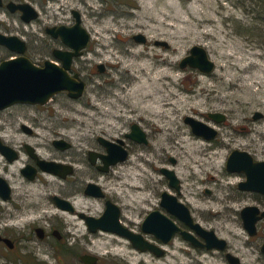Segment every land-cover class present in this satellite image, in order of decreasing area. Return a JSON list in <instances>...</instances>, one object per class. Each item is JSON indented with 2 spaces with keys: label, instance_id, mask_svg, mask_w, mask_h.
I'll use <instances>...</instances> for the list:
<instances>
[{
  "label": "rangeland",
  "instance_id": "1",
  "mask_svg": "<svg viewBox=\"0 0 264 264\" xmlns=\"http://www.w3.org/2000/svg\"><path fill=\"white\" fill-rule=\"evenodd\" d=\"M28 1L35 3L39 17L28 24L17 13L0 9V31L22 37L28 45L26 56L40 63L50 53L45 27L69 23L71 10H78L90 40L72 69L84 77L87 87L77 99L61 91L44 104L2 111L0 133L17 145L28 141L46 159H74L75 166L85 170V155L97 146L96 136L123 137L137 123L147 135V144L125 138L128 157L102 181L120 203L123 220L138 226L149 210L160 208V193L165 190L226 238L243 264H264L259 250L264 221L258 224V235L249 236L239 214L247 204L261 206L262 198L256 192H239L243 173L225 169L227 155L235 148L264 159V0ZM139 32L147 37L146 43L133 40ZM155 39L169 46L155 45ZM192 45L207 50L215 63L210 73L179 67ZM11 53L0 46V61ZM98 63L104 64L103 72L96 68ZM215 111L226 119L218 123L207 116ZM255 111L262 116L253 118ZM186 115L215 127L217 136L206 140L195 135L183 120ZM21 122L33 127L32 135L21 131ZM56 138L69 141L71 147L57 149L52 144ZM211 157L216 163L209 161ZM27 158L22 153L6 166L0 156V172L13 186L15 204H0L10 211L0 212V224L31 238L6 253L12 264H81L79 255L86 251L98 255L103 264H226L217 252L197 255L180 238L166 246L164 256H156L110 233L90 232L76 212L61 211L52 200L53 194L76 189L79 172L64 181L47 173L26 181L19 169ZM163 166L178 177V193L160 172ZM78 195L77 210L93 216L103 211L98 198ZM35 225L48 231L52 225L59 228L63 242L51 235L39 240L31 231ZM52 244L58 248L55 252Z\"/></svg>",
  "mask_w": 264,
  "mask_h": 264
},
{
  "label": "water",
  "instance_id": "2",
  "mask_svg": "<svg viewBox=\"0 0 264 264\" xmlns=\"http://www.w3.org/2000/svg\"><path fill=\"white\" fill-rule=\"evenodd\" d=\"M1 3V2H0ZM10 11L20 10L21 19L24 22H29L38 16V11L29 2H22L19 4H7ZM72 15L74 22L70 26L56 25L48 26L45 31L52 37H59L60 40L70 48L67 51H60L54 49L53 56L60 60L61 64L53 60H45L43 65L38 66L34 64L23 53L26 49V43L18 35H7L0 32V45L6 47L9 51L15 52V57H10L0 61V109H4L16 103H30V104H44L55 94L66 91L71 98L77 99L81 97L86 91V82L76 73H70V66L74 56L81 54V51L86 47L90 40V33L82 25L81 14L78 10L73 9ZM133 40L138 43H146L147 37L145 34L139 32L132 36ZM155 45L168 47L167 41L155 39ZM178 65L180 68H194L203 73H210L214 67V61L209 57L207 50L201 45H192L188 53L183 56ZM99 70L102 72L104 65L98 64ZM262 113L255 111L253 118H259ZM210 117L215 122H222L226 116L222 112H208ZM184 122L188 124L191 131L206 140H211L216 137L217 129L203 120L197 119L191 115H186L183 118ZM26 127V125H24ZM29 131V129H27ZM126 137L138 142L147 144L148 138L144 130L137 124L132 123L130 131L126 133ZM98 142L106 148V152L100 157L105 167L123 161L128 156V151L122 146L123 140L118 138L115 141L110 140L102 135L97 137ZM52 144L61 150L67 149L70 143L63 138H56ZM28 154L36 158V165L45 172L65 178L72 173L73 167L70 164L58 162L56 160H49L38 158L32 152L33 147L26 144ZM0 150L6 156L7 160L11 161L17 157L16 153L11 147L2 145L0 143ZM89 156L92 159L93 152L90 150ZM174 161V158H172ZM106 169V168H104ZM225 169L228 172H241L244 175V180L237 183L241 190L254 191L264 196V159L254 160L252 155L241 149L231 150L225 161ZM21 172L29 179H34L36 168L32 165H26L21 169ZM160 172L168 179V184L179 190V179L174 170L161 167ZM0 193L3 198L9 197L10 187L7 181L0 177ZM85 193L94 197H102L103 192L94 183H88L85 188ZM53 201L57 207L72 212L74 207L67 199L60 197L57 194L53 195ZM159 204L169 214L178 219L190 224L198 232L207 238L205 246L207 248L217 247L225 249L226 240L216 236L213 230H204L199 224H192V218L188 207L177 197L167 191H162L160 194ZM84 218L87 229L90 232L98 230L112 232L120 236L127 237L131 244L141 250H150L156 255L162 254L161 249L147 242L141 234L134 233L128 227L124 226L119 219L120 209L117 204L110 200H106L105 208L99 216H93L79 213ZM240 217L243 227L249 235L256 232V223L259 219L264 218V210L260 211L257 205H245L240 209ZM141 229L143 232L154 234L163 241H168L176 231L181 235L197 244L194 238L181 230L176 224L158 209L150 210L144 217ZM41 237V233L38 232ZM1 239V236H0ZM5 242L11 244L9 239L3 238ZM261 251L264 252V242L261 245ZM80 259L86 264H92L96 261V256L83 254ZM228 262L231 264H238V257L227 253Z\"/></svg>",
  "mask_w": 264,
  "mask_h": 264
},
{
  "label": "flooded vegetation",
  "instance_id": "3",
  "mask_svg": "<svg viewBox=\"0 0 264 264\" xmlns=\"http://www.w3.org/2000/svg\"><path fill=\"white\" fill-rule=\"evenodd\" d=\"M0 9L1 10H6V11H8L9 13H17V15H18V17L20 18V20H22L21 19V11L20 10H15V11H10L9 9H8V7H7V4H9V3H12V4H19V3H22V2H29L30 4H32L35 8H36V6H35V3H32V2H30V1H28V0H0ZM36 10H37V8H36ZM73 10V9H72ZM72 10H71V13H72ZM38 11V10H37ZM39 17V11H38V16L35 18V19H33V20H31V21H29V22H24L23 20V22L24 23H31L32 21H34V20H36L37 18ZM72 18H73V15H72ZM73 22H74V18H73V20H71L69 23H66V24H63V23H61V24H63V25H66V26H70V25H72L73 24ZM61 24H55V25H51V26H56V25H61ZM46 27H48V26H46ZM46 27H45V29H46ZM1 32V31H0ZM46 32V31H45ZM3 33V32H2ZM4 34H6V33H4ZM7 35H14V34H7ZM16 35V34H15ZM49 35V34H48ZM50 36V42H48L47 43V45H49L48 47H47V49H49L50 50V53H49V55H45L44 56V59L42 60V62H36L35 60H33V59H30L28 56H26V54H25V52H26V50H27V48H28V45H27V42L22 38V37H20L21 39H23L24 41H25V43H26V49H25V51H24V55L26 56V57H28L34 64H36V65H38V66H41V65H43V63H44V61L45 60H47V59H49V60H53V61H55L56 63H58V64H61V62H60V60H58V59H56L54 56H53V51H54V49H59L60 51H67V50H70V48L68 47V46H66L61 40H60V38L59 37H52L51 35H49ZM53 41H55V42H57L56 44L53 42ZM88 44V43H87ZM0 46H2V45H0ZM86 47H87V45H86ZM85 47V48H86ZM164 47V46H163ZM85 48L81 51V54L80 55H78V56H74L73 57V60H72V63H71V66H70V73L72 74V73H76V71H73V69H72V67H73V63L75 62V60L77 59V58H81L82 57V55L85 53ZM15 55H16V53L15 52H12L9 56H8V58H10V57H15ZM5 59H7V58H5ZM99 64V63H98ZM98 64L96 65V68L98 69V71L99 72H101L100 70H99V67H98ZM104 65V64H103ZM105 70V66H104V69L102 70V72ZM79 75H80V77L86 82V80L84 79V77L79 73V72H77ZM86 87H87V82H86ZM24 104H29V105H37V104H30V103H16V104H13V105H11V106H8V107H6V108H4V109H0V113L2 112V111H5V110H7V109H10L11 107H13V106H15V105H24ZM208 116V115H207ZM210 118V117H209ZM211 119V118H210ZM226 119V118H225ZM214 121V120H213ZM219 123V122H218ZM24 125H26V127L24 126ZM20 129H21V131L22 132H24V133H26V134H29V135H32L33 134V132H34V130H33V127L30 125V124H28V123H26V122H21L20 123ZM130 127H131V125H130ZM27 129H29V131H27ZM130 131V130H129ZM128 131V132H129ZM128 132H125L124 134H123V137H117V138H109V137H106V136H104V135H102V136H104V137H106V138H108V139H110V140H113V141H115L116 139H118V138H120V139H122L123 140V143H122V146L124 147V148H126V150L128 151V154H129V149H128V144L126 143V141H125V138H128V137H126V133H128ZM218 133V132H217ZM99 136V135H98ZM98 136H96V138H95V140H96V143H97V146H95V147H93V148H90V149H88L87 150V153H86V155H85V160H86V164H87V166H88V168H86L85 170L83 169L82 170V168H77L76 166H75V164L73 163L74 162V159H70V160H68V158L67 157H65V159L66 160H57V159H49V160H56V161H58V162H61V163H65V164H70V165H72V167H73V171H72V173H70V174H68L65 178H61V177H59V176H57L58 178H60V179H62L63 181L64 180H67L69 177H71V176H73V175H75V174H77V172H79V175H77V183L74 185L75 187H76V189H74L73 191H71V192H67V193H65V194H63V195H59L60 197H62V198H64V199H67V200H69L70 202H71V204H72V206L74 207V210L72 211V212H76V214H77V216H79L81 219H83V221H84V218H82L80 215H79V213H81V212H84V211H81V210H77L76 209V207H75V201H74V197L75 196H77V194H79L78 196H82L83 198H85V199H87V198H98L102 203H103V209L105 208V203H106V200H110V201H112V202H114L115 204H117L118 205V207H119V209H120V216H119V219H120V222L124 225V226H126V227H128L131 231H133L134 233H138V234H141L142 235V237L147 241V242H149L150 244H152V245H154L155 247H157L158 249H161V251H162V254L160 255V256H164L166 253H167V249H166V246L169 244V243H171L173 240H175L176 238H180L181 240H183L185 243H187V245L189 246V247H191V248H193L195 251H197V252H195L197 255L198 254H204V253H206V252H210V253H215V252H217V253H219V256L226 262V264H231L230 262H228V259H227V253H230V254H232V255H234V256H236V257H238V260H237V263L238 264H243V262H242V260H241V258H240V256H238V254H236L234 251H232V249L229 247V243H228V241H227V239L226 238H224V237H222L219 233H218V231L214 228V227H212V226H208L206 223H204L203 221H201L200 219H197L194 215H192V212H191V208H188L189 209V211H190V215H191V218H192V224H195V223H197V224H199L204 230H213L214 231V233L216 234V236H218V237H220V238H224L225 240H226V247H225V249H219V248H217V247H213V248H207L206 246H205V244L207 243V238H205V236L204 235H202L200 232H198L194 227H192L190 224H187V223H185L184 221H182V220H180V219H178L177 217H175V216H173V215H171V214H169L163 207H161L160 206V208H156V209H158V210H160L162 213H164L167 217H169L175 224H176V226L177 227H179L181 230H183V231H185L186 233H188L189 235H191L193 238H194V240L197 242V244H194V243H192V241L191 240H189V239H186V238H184L182 235H181V233L179 232V231H176L174 234H173V236L168 240V241H163L161 238H158V237H156L154 234H151V233H146V232H143L142 231V229H141V224H142V221H143V219H144V217L146 216V214L150 211H148L146 214H145V216L142 218V220H140V222H139V225L138 226H136L135 224H132V222H130V224H128V223H126L125 222V220H123V216H122V207H121V205H120V203H118V201L112 196V195H110V193H109V191L107 190V188H105V185L103 184V178L104 177H106V176H108L109 175V173L111 172V171H113V169H114V167L117 165V164H119L120 162H122V161H120V162H118V163H116V164H113V165H109L108 167H105L104 166V163H103V161H102V159H101V157H100V155L101 154H104L105 152H106V148L103 146V145H101L99 142H98V140H97V137ZM147 136V135H146ZM217 136V135H216ZM128 139H130V138H128ZM132 140V139H131ZM134 141V140H133ZM69 142V141H68ZM0 143L2 144V145H6V146H8V147H11L13 150H14V153H16V155H17V157L15 158V159H13V160H11V161H9V160H7V158H6V156L1 152V150H0V156L2 157V159H3V165H6V166H9V165H11V164H13L15 161H17V160H19L20 158H21V154L22 153H25V154H27V156H28V158L24 161V163L22 164V166L20 167V169H19V173H20V175H21V177L24 179V180H26V181H32V180H34L36 177H38L40 174H43V173H47V174H51V173H48V172H45V171H42L37 165H36V158H34V157H32V156H30L29 154H28V150H27V148H26V144H29V145H31L32 147H33V150H32V152L33 153H35L37 156H38V158H44L43 156H41V154L37 151V148H36V146H34V145H32V144H30L28 141H24L22 144H15V143H13L11 140H9V139H7V138H5V136H4V134H1L0 133ZM70 143V142H69ZM71 147V143H70V146L68 147V148H70ZM67 148V149H68ZM57 149H59V148H57ZM235 149H241V150H246V149H243V148H235ZM59 150H61V149H59ZM65 150V149H64ZM92 151L93 152V155H92V159L90 158V156H89V151ZM246 151H248V150H246ZM249 152V151H248ZM250 153V152H249ZM251 155H252V153H250ZM128 157V156H127ZM252 157H253V159L254 160H261V159H257V158H255L254 157V155H252ZM44 159H46V158H44ZM126 160V159H125ZM124 161V160H123ZM80 162L81 163H83V160L81 159L80 160ZM26 165H32V166H34L35 168H36V173H35V177H34V179H29L28 177H26V175H24L22 172H21V169L23 168V167H25ZM164 167V166H163ZM104 168H106V169H104ZM4 171H1L0 172V177H2V178H4L6 181H7V183H8V185H9V187H10V195H9V197H7V198H3L2 197V195H1V193H0V204L1 205H7L6 207H9V204L12 206V207H15V204H14V202L12 201V199H13V197H12V190H13V186L10 184V182L8 181V179H7V176L3 173ZM241 173V172H240ZM80 174H86V176H89V177H87V178H80ZM51 175H53V174H51ZM94 183V184H96L98 187H99V190L101 191V192H103V196L102 197H94V196H91V195H88V194H86L85 193V188H86V186H87V184L88 183ZM179 184H180V182H179ZM173 188V187H172ZM175 189V188H174ZM237 189H238V191L239 192H241V193H246V192H254V191H246V190H241V189H239L238 188V186H237ZM179 190H180V187H179ZM179 190L177 191L176 189H175V191L178 193L179 192ZM165 191V190H164ZM256 193H258V192H256ZM161 194V193H160ZM173 194V193H172ZM260 194V193H259ZM54 195V194H53ZM58 195V194H57ZM175 195V194H174ZM176 196V195H175ZM177 197V196H176ZM260 198H262L261 199V202L262 203H260L261 204V206H259L258 204H253V205H257L259 208H260V211H262V210H264V196L262 195V194H260ZM178 199V198H177ZM52 200H53V196H52ZM160 201V200H159ZM179 201H181V200H179ZM182 202V201H181ZM184 203V202H183ZM185 204V203H184ZM263 204V205H262ZM56 205V204H55ZM160 205V204H159ZM186 205V204H185ZM247 205H252V204H247ZM187 206V205H186ZM187 207H190V206H187ZM59 208V207H58ZM61 211H67V210H65V209H61V208H59ZM151 210H153V209H151ZM6 212L7 214L10 212L9 210H3L1 207H0V212ZM12 211V210H11ZM68 212H70V211H68ZM85 213V212H84ZM102 213V212H101ZM100 213V214H101ZM85 214H87V213H85ZM99 214V215H100ZM239 214H240V210H239ZM89 215V214H88ZM98 215V216H99ZM261 221H264V218H262V219H259L258 221H257V223H256V232H255V234H253V235H249L248 234V232H247V234L249 235V236H257L258 235V224H259V222H261ZM85 222V221H84ZM6 224L4 223L3 225L2 224H0V236H1V239H0V247H2L3 248V251H0V263L1 264H12V259L11 258H9L8 256L9 255H7L6 253H12V252H14L15 250H17L18 248H20L19 246V243H20V241L22 242L23 240H26V241H28V240H30L31 238L30 237H28L27 239H25L26 238V232H22V231H11V230H9L8 229V227L6 228ZM10 232H9V231ZM31 231H32V234L34 235H36L38 238H39V240H46L50 235L51 236H55V241L56 242H58V243H60V242H63V240H64V236H63V234H62V232H61V230L59 229V228H55L53 225L52 226H50V231H48L47 230V227H45L44 225L42 226V225H35V226H33L32 227V229H31ZM38 232L39 233H41V237L38 235ZM103 232H105V233H110V234H112V235H115V236H118V237H120V238H122V239H125L129 244H130V246L131 247H133V248H135L132 244H131V242H130V240L127 238V237H124V236H120V235H117V234H115V233H112V232H107V231H101V230H98V231H96V233H100V234H102ZM3 238H7V239H9V241H10V243L11 244H8L7 242H5L4 241V239ZM264 242V238L262 239V241H261V243H260V245H259V250H260V252H262L261 251V245H262V243ZM52 246H53V249H54V252L58 249L57 248V246H55L54 244H52ZM135 249H137V248H135ZM137 250H139V249H137ZM61 251V250H60ZM139 251H141V250H139ZM145 252H149V253H152V254H154V255H156L154 252H152V251H150V250H145ZM83 254H89V255H94V256H96V261H94L92 264H103V262H102V260L100 259V257L98 256V255H96V254H94V253H92V252H90V251H86V252H84V253H81L80 255H79V260L81 261V264H86V263H84L81 259H80V256L81 255H83ZM262 254H263V256H264V252H262ZM156 256H158V255H156ZM196 257V256H195ZM8 260H7V259ZM112 264H121V262L120 263H115V262H113Z\"/></svg>",
  "mask_w": 264,
  "mask_h": 264
},
{
  "label": "bare ground",
  "instance_id": "4",
  "mask_svg": "<svg viewBox=\"0 0 264 264\" xmlns=\"http://www.w3.org/2000/svg\"><path fill=\"white\" fill-rule=\"evenodd\" d=\"M195 1H196L197 4H198L199 2H201V0H195ZM134 107H135V105H134ZM189 149L192 150V152L195 153V154L198 152V149L195 148L194 146H190V145H189ZM189 158L191 159V157H189ZM211 160H212V162H215V163H216V161H214L212 157H211V159H210L209 161L211 162ZM134 168H135V166H132V169H133V170H134Z\"/></svg>",
  "mask_w": 264,
  "mask_h": 264
}]
</instances>
